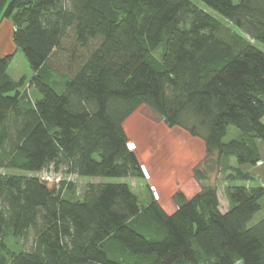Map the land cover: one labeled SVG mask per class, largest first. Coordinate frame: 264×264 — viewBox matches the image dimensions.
<instances>
[{
	"label": "trees",
	"instance_id": "obj_1",
	"mask_svg": "<svg viewBox=\"0 0 264 264\" xmlns=\"http://www.w3.org/2000/svg\"><path fill=\"white\" fill-rule=\"evenodd\" d=\"M199 1L254 43L192 0H0L32 72L0 53V264H264V188L238 184L262 161L264 0ZM143 106L205 145L173 213L127 183L78 196L36 175L144 178L124 127Z\"/></svg>",
	"mask_w": 264,
	"mask_h": 264
},
{
	"label": "rangeland",
	"instance_id": "obj_2",
	"mask_svg": "<svg viewBox=\"0 0 264 264\" xmlns=\"http://www.w3.org/2000/svg\"><path fill=\"white\" fill-rule=\"evenodd\" d=\"M192 1L209 14L222 20L236 32L242 34L231 23L224 20L218 13L199 0ZM13 31V22L1 16L0 53L3 56L15 54L9 74L14 80L25 78L29 81L32 77V72L24 55L21 52L16 53L12 40ZM243 36L254 43L246 35ZM258 47L264 51V46L259 44ZM28 94L33 101L38 97L34 89H29ZM124 127L129 138V147L138 156L144 169V178H81L76 175H56L49 171L36 175L72 184L78 196L81 195L88 183H127L134 193L139 196L142 205H147L151 197H153L167 213H173L176 210L175 196L177 193H182L185 197L191 198L201 190L202 183L197 181L195 170L199 167L204 168L206 149L203 141L191 137L180 128L169 127L162 117L144 106L139 108L126 121ZM240 135L241 132L238 129L230 127L224 142L229 143ZM1 172L5 173L6 171L2 170ZM208 184L218 187L221 209L226 210L228 208V201L225 195L226 176L215 172ZM263 215L264 212L259 214L255 222Z\"/></svg>",
	"mask_w": 264,
	"mask_h": 264
},
{
	"label": "crops",
	"instance_id": "obj_3",
	"mask_svg": "<svg viewBox=\"0 0 264 264\" xmlns=\"http://www.w3.org/2000/svg\"><path fill=\"white\" fill-rule=\"evenodd\" d=\"M262 161H264V144L259 142ZM235 165V162H233ZM243 173L250 177L248 182H238V184L246 185L247 187H263L264 188V166H243ZM226 211V210H225Z\"/></svg>",
	"mask_w": 264,
	"mask_h": 264
},
{
	"label": "built area",
	"instance_id": "obj_4",
	"mask_svg": "<svg viewBox=\"0 0 264 264\" xmlns=\"http://www.w3.org/2000/svg\"><path fill=\"white\" fill-rule=\"evenodd\" d=\"M258 166H260V167L264 166V161L259 162Z\"/></svg>",
	"mask_w": 264,
	"mask_h": 264
}]
</instances>
